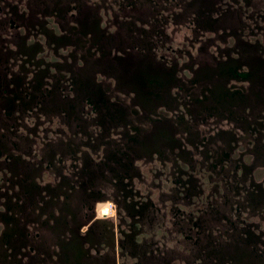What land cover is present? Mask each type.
<instances>
[{"label":"flooded vegetation","instance_id":"af4514ba","mask_svg":"<svg viewBox=\"0 0 264 264\" xmlns=\"http://www.w3.org/2000/svg\"><path fill=\"white\" fill-rule=\"evenodd\" d=\"M37 1L0 0V264H264V107L251 134L238 123L253 108L252 88L264 80L253 79L248 64L217 65L211 75L201 72L196 54L156 53L174 36L165 24L175 25V11L161 2L84 0L110 13V25L123 18V6L162 5L145 21L149 35L161 34L152 55L164 60L160 71L173 67L175 53L192 65L183 64L177 78L164 72L146 84L157 108L147 126H125L123 110L100 115L102 125L92 127H55V118L42 125L44 111L57 106L50 102L57 85L48 78L42 88L33 53H44L45 64L57 61L56 40L70 39L60 19L73 30L77 23L84 28L88 15L71 0L67 16H43ZM196 20L184 26L195 37ZM44 23L56 29L54 45ZM78 48L72 41L59 49L63 55ZM90 48L100 55L98 46ZM221 54L217 60H228ZM70 81L64 98L74 89ZM86 93L83 112L96 111ZM228 132L236 135L232 145L223 139ZM186 203L196 213L183 210Z\"/></svg>","mask_w":264,"mask_h":264},{"label":"rangeland","instance_id":"374dc122","mask_svg":"<svg viewBox=\"0 0 264 264\" xmlns=\"http://www.w3.org/2000/svg\"><path fill=\"white\" fill-rule=\"evenodd\" d=\"M73 1L77 4H84V13L88 15V18L85 19L86 23H83L84 28L77 23L75 28L71 30L69 20L62 17L60 19L61 26L68 32L67 35L70 39L56 40L59 46L52 53L58 54V60L55 61L53 58L52 64H45L44 61L47 60L44 58V53H33L34 61L41 62L38 65L40 68L38 72L42 74L43 78L41 79L40 76L36 78L42 80V88L48 78L57 85L50 101L52 105L57 104V106L44 111L45 117L42 119V125L55 118L59 122L58 125H54L55 127H64L61 123L71 129L83 126L92 127L102 125L100 124V115L102 114L124 112L123 122L125 126L144 127L150 124L157 108L152 105V95L155 94L150 93V87H147L146 84L157 83V80L164 76V72L165 78L171 74L177 78L179 72L184 69L183 64L190 67L193 61L190 59V61L183 63L175 57L177 54L175 53L169 56L173 61V67H167L160 71L159 67H162L164 60L158 59V55H152L151 47L161 34L153 35L154 37L149 35V28L145 21L150 18L151 14L159 16L158 10H161L162 5L171 12L175 11V16L172 17L175 25L170 22V19L165 24L167 32H173L174 36H172L173 41H167L163 45L158 44L159 47L155 49L156 53L168 55L170 51H182L185 53L183 57L189 55L188 52L191 55L196 54L201 62V72L204 73L205 68H207L211 70L209 71L211 75L212 69L216 68L217 65L226 67L228 64L244 66L248 64L253 70V79L259 80L261 78L264 80V0H179L180 5H175L174 0H153L154 2H161V8L158 5L145 7L142 4L129 9L123 6V12L121 10L123 18L118 19L112 25L109 24L113 22L109 19L110 13L107 17L103 7L97 8L93 5H86L84 0ZM130 1H133L134 4L139 1H144L146 5L153 3L150 0ZM37 4V14L45 16L57 12L59 15L67 16L66 10L71 4V0H38ZM168 10L165 12H169ZM115 14H119L118 9L115 10ZM164 15L167 14L161 16ZM192 19L194 21L197 19V23L194 22V24L199 35L196 37L190 34L189 27H184ZM187 25L192 26L190 23ZM42 31L47 32L50 45H54L52 39L55 40L57 37H54L56 29L53 25L44 23ZM109 31L113 32L110 33ZM82 32H87V34L84 35ZM89 33L90 36H88ZM162 36L165 39L171 38L167 34H162ZM71 40L79 48L69 54L66 53L70 50H66L62 55L59 48L61 46L67 47L72 42ZM238 43L239 47H237ZM249 43L257 44L249 45ZM91 44L99 47L100 55L93 52L90 48ZM37 46L39 45H34V47ZM221 49L223 50L221 51ZM222 52L227 53L228 60L221 59L224 58ZM147 53H150L152 57H149ZM218 57L221 58L217 60ZM198 71L193 72L196 74L195 77L197 78V74L200 78L204 77ZM140 73L144 75L143 79L139 77ZM68 79L71 80L70 83L74 89L68 93L69 97L64 98L62 91L65 93L69 91L66 83ZM64 87L66 89H63ZM87 89L95 91L91 94L85 93L86 96H91L92 105H96V111L91 110V107H88L84 112L82 110L83 106L86 105L83 99L84 91ZM255 93H259L260 98H254ZM250 94L253 108L250 110V114L246 113V118L238 121V123L242 127H246L248 130L245 131L246 133L251 134L250 124L255 121V115L258 114L259 109L264 107V86L260 89L253 87ZM73 103L75 107L70 111ZM192 111L195 110L192 109ZM202 116L204 117L205 114ZM170 117H174V114H170ZM233 138L235 139L236 135L231 132L225 133L223 139L226 143H223L232 145L231 139ZM240 143L246 149L251 148L246 141L240 140ZM58 145L60 149H65V145L60 143ZM190 206L186 203V205H182V209L187 210L188 213H196L195 206ZM257 207L261 208L262 206Z\"/></svg>","mask_w":264,"mask_h":264},{"label":"clouds","instance_id":"9594fccd","mask_svg":"<svg viewBox=\"0 0 264 264\" xmlns=\"http://www.w3.org/2000/svg\"><path fill=\"white\" fill-rule=\"evenodd\" d=\"M189 75H190V73H189ZM136 163H140V161H136ZM109 207H111V205H109V206L105 207V209H104V210H105V211H108V208H109ZM85 227H86V226H85ZM83 230H84V229H82V231H83Z\"/></svg>","mask_w":264,"mask_h":264},{"label":"bare ground","instance_id":"6f19581e","mask_svg":"<svg viewBox=\"0 0 264 264\" xmlns=\"http://www.w3.org/2000/svg\"><path fill=\"white\" fill-rule=\"evenodd\" d=\"M104 209H105V208H103V210H102V211H103V212H106Z\"/></svg>","mask_w":264,"mask_h":264}]
</instances>
